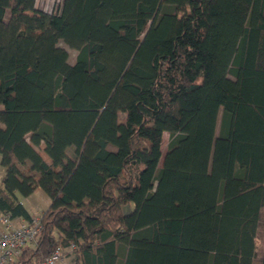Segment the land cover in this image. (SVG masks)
Returning a JSON list of instances; mask_svg holds the SVG:
<instances>
[{"label": "trees", "instance_id": "1", "mask_svg": "<svg viewBox=\"0 0 264 264\" xmlns=\"http://www.w3.org/2000/svg\"><path fill=\"white\" fill-rule=\"evenodd\" d=\"M0 154L9 264H264V0H0Z\"/></svg>", "mask_w": 264, "mask_h": 264}, {"label": "built area", "instance_id": "2", "mask_svg": "<svg viewBox=\"0 0 264 264\" xmlns=\"http://www.w3.org/2000/svg\"><path fill=\"white\" fill-rule=\"evenodd\" d=\"M41 9L48 11L44 7ZM41 227L40 216H34L32 221L16 224L9 213L0 212V264H9L20 255L27 243L35 241ZM73 247L74 245H71V248ZM64 260L65 250L57 247L45 258L44 264H62Z\"/></svg>", "mask_w": 264, "mask_h": 264}, {"label": "rangeland", "instance_id": "3", "mask_svg": "<svg viewBox=\"0 0 264 264\" xmlns=\"http://www.w3.org/2000/svg\"><path fill=\"white\" fill-rule=\"evenodd\" d=\"M62 3H63V0H37V7L39 8L44 7V8H47L48 11L56 12L60 10ZM62 45L65 46L69 51L70 62H74L76 54H77V50L69 47L65 43H62ZM124 117H125V113H121L120 118L124 119ZM169 141H170V134L168 132H165L163 136V145H162L163 155L167 150ZM36 148L47 161L49 162L51 161V158L47 155V153L44 150V144H41L40 146H37ZM3 175H4V167L1 164V154H0V186L2 185ZM23 198H24L26 206L32 211L33 210L41 211L44 208H46L50 203V197L43 190H36L30 196L23 197ZM260 241L261 239L259 238L258 242ZM66 258H68L71 264H73L74 256L72 254L65 253V260ZM259 261H260V253H259V256L255 264H260Z\"/></svg>", "mask_w": 264, "mask_h": 264}, {"label": "crops", "instance_id": "4", "mask_svg": "<svg viewBox=\"0 0 264 264\" xmlns=\"http://www.w3.org/2000/svg\"><path fill=\"white\" fill-rule=\"evenodd\" d=\"M37 190H42L41 188H38ZM21 199H22V201H23V203L25 204V201H24V198L23 197H21ZM25 206H26V204H25ZM27 207V206H26ZM28 208V207H27ZM47 208V207H46ZM46 208H44L43 210H41V211H35V210H30L29 208H28V210L30 211V213L32 214V216L34 217V216H38V215H41L42 213H43V211L46 209ZM24 221H27L26 219H24V218H22V217H16V218H14V222L16 223V224H20V223H22V222H24ZM62 264H71V262H70V260L68 259V258H66V260H64V263H62Z\"/></svg>", "mask_w": 264, "mask_h": 264}]
</instances>
